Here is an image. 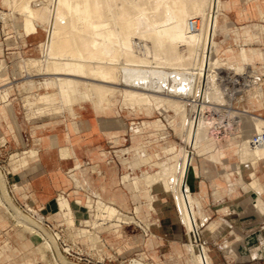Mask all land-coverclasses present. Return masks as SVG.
<instances>
[{
    "label": "bare ground",
    "instance_id": "obj_1",
    "mask_svg": "<svg viewBox=\"0 0 264 264\" xmlns=\"http://www.w3.org/2000/svg\"><path fill=\"white\" fill-rule=\"evenodd\" d=\"M40 1H42L41 5L45 7L43 8L46 9V14L48 13L46 22H41L39 15L38 18L35 15L34 10L36 7L34 5L35 2L32 0H0V19L3 22V26L7 24V21H10L15 29L18 26L19 28L21 27L26 35L42 36L39 44L41 57H35L34 61L32 58H22V63H20L26 69L28 77L41 75L38 78L27 77L24 82L22 81L18 84L17 87L23 90L24 87L35 86L37 92L34 94L28 93L25 97L36 95L35 100L38 99L47 103L54 100L56 94L61 93L66 95L69 101H75L77 100L76 94L80 93L81 97H84L85 100L93 104L95 109L99 110L100 107L105 106V103H112L116 92L121 91L122 96L125 99H129V101H126L130 105V102L133 101H136V103L138 101H152L151 103L155 107H159L162 103L178 112L180 111L182 116L179 134L182 137V141L186 145L191 144L193 148L188 150L184 144L177 146L175 153L172 154L169 160L156 163L158 166L157 171L145 174L143 177L148 182L162 181L164 187L166 186L169 189L174 187L175 203L178 205L182 223L187 231L185 236L191 238L194 236L195 230L199 229V222L196 216V212L199 210V203L191 190V180L195 173L196 165L193 161V156L196 154L203 156L200 151L194 152L193 150L205 139H207L204 144L206 148L214 149L216 153H213L208 158L203 157L201 168H207L203 167L205 166L204 160L217 162L224 169L223 178L229 181V172L232 169L225 168L223 160L231 159L235 155L238 173L240 175L246 173L252 177L254 186L249 193V195H253L251 201L262 214L264 213L262 192L264 184L255 178L257 166L261 161H264V144L253 146L249 144L248 137L243 135L238 140L228 139L226 144L222 145L219 142L220 137L218 135L220 133L218 128L221 126L217 128L218 130H213L209 124L211 118L213 119L214 117L207 113L215 105V107H225L223 110L228 117L229 115L249 116L252 121L253 132L264 131V117L261 114L253 113V111H256L253 105L246 106L243 104L241 108L228 105L229 109L227 110L228 106H225L224 102L221 103L222 100H231L232 96H225L223 93L220 83L222 77L219 71L220 66L222 64L233 66L235 67L233 69L241 71L240 74L243 76H254V78L260 80L264 76L263 72L260 74H249L251 71L248 70V72L247 68L255 58L263 56L264 49L237 46L236 49L232 48L233 55L231 59L226 57L225 54L222 57H216L215 50L219 43L217 36L218 17L221 11L220 0H143L144 3L141 2L142 0H122L123 4L127 3V6L132 7L127 12L126 9L128 7L125 5L127 8L122 7L123 11L121 7H119L120 9L117 8L119 0ZM256 1L259 2L260 0ZM37 3L36 5H38ZM232 4H235L234 0L223 2V8L230 7ZM260 4L264 7V0ZM39 7L40 4L37 9ZM38 11H40V8ZM41 12L40 14H43ZM256 15L264 18L263 10L259 9L256 11ZM190 18H196L198 21L199 29L195 32L187 30V23ZM16 20L18 21V26L16 25ZM65 22L66 24L63 25ZM258 26H261L260 29L262 31H257ZM253 28L257 31L256 33H250V31L243 29L241 36L235 30L234 32L237 34H235L233 42L238 44L239 39L242 38H244V42L261 40L260 33L264 34V25L254 24ZM81 30H83V33L84 30L87 31L89 35L82 36ZM66 31L69 34L66 39H62L66 35ZM78 35L81 38L83 37V41L85 37L87 38L85 40V42L87 41L86 45L81 43L82 39H80L79 46ZM146 40H150V43ZM81 45L85 46L81 47ZM177 50H179L178 52L185 50L187 54L180 55ZM197 53L199 54L197 55ZM94 54L98 57H93ZM168 58L173 60V62L171 60L172 64L169 66L166 64V66H163V63L162 65L154 63L156 60L159 61V59H161L159 62L169 61ZM38 64H42V66L37 70L36 65ZM29 65L30 69L35 66L37 73H30L31 70L29 71V67H27ZM158 69L174 70L179 73L193 75L194 84L191 97L187 98L179 94L159 91L151 84L142 82L151 81L152 78L161 76V72ZM112 77L117 80L123 78L125 81L130 82V85H124L129 88L125 87L126 89H123L116 86L118 83H110ZM7 80V74L0 72V83L4 82L2 86L0 85V99L2 101L8 97L9 86L6 84ZM81 81L84 82V85L81 84ZM251 87L256 88L257 92L253 94L251 91L253 95L251 97L248 95L249 97L246 99L249 101L259 99L264 102L260 97V94L264 93L262 88L257 83H250ZM248 90L244 89L243 93L246 94ZM130 99L133 101H130ZM125 102L123 104H126ZM216 109L220 110L219 107ZM194 113L195 117L193 118ZM226 125L229 126V122ZM68 154L66 150L61 152L62 157H66ZM132 166L134 167V163ZM240 182L243 188L244 185L251 183L245 181L242 176H240ZM173 183L175 186H173ZM76 186H80L78 181H76ZM85 190L90 189L87 188ZM147 202L148 206H150V201L148 200ZM7 205L1 194L0 208L2 206L5 210L10 211ZM97 208L100 214L98 216L102 217L93 222L92 228L76 226L68 228L74 241L80 240L85 244L95 242L96 234L94 230L102 225L104 220L117 223L106 231L107 237L111 238L112 241L123 237L124 228L131 224L142 229L144 235L147 233V229L145 228V230L143 227L145 226L144 223L135 219L131 214L111 206L110 203L105 202L100 196L97 197ZM27 209L25 210L24 208L23 211L29 216L40 223L45 222L41 216L35 215L36 212L32 213L33 211L29 212L30 209ZM103 211L105 212L104 215L101 214ZM9 213L13 214L11 211ZM12 216L15 219L14 224L16 226L25 227L40 237V243L35 248L40 258L45 255L44 250H46L50 254L52 264L53 262L55 264H67L62 255L57 252L55 242L53 244L38 228L25 221L18 214ZM0 223L4 224L3 217H0ZM51 229V234L54 241H56L57 238H60V232L56 229ZM77 243L79 244V242ZM3 246L6 249L9 244ZM73 246L67 244L64 250L69 251ZM187 249L191 256V264H211L208 249L204 244L201 247L191 241L187 245ZM92 251L97 258H103L106 255L102 246H97ZM42 259L47 260L44 257ZM137 260L141 261V263ZM137 260H134L132 264H145L141 257L137 258ZM46 263L51 264V262Z\"/></svg>",
    "mask_w": 264,
    "mask_h": 264
},
{
    "label": "crops",
    "instance_id": "obj_2",
    "mask_svg": "<svg viewBox=\"0 0 264 264\" xmlns=\"http://www.w3.org/2000/svg\"><path fill=\"white\" fill-rule=\"evenodd\" d=\"M261 1L253 5L254 12L248 16L241 17L232 8L234 9V22L238 24L248 21L260 23V19L264 18L258 17L256 11L262 9L264 12V7L260 4ZM21 34L18 36L17 32H13L7 36L0 28V68L6 72L8 76L6 84L9 86L8 97L4 101L0 99V135L7 137V141L12 143L14 148H34L35 150L29 151V155L33 160H37H31L28 166L18 169L15 173L11 172L10 179L13 184L17 183L20 191L15 192L18 203L26 208L30 206L36 212H38L37 209L52 210L56 206L57 212L54 215L58 216L63 224L68 223L64 224L66 229L70 226L92 228L95 215H99L98 196L123 212L126 211L122 210L118 204L122 208L128 209L127 213L143 222L137 218L138 209L144 207L145 204L148 205V202L143 201L144 205L142 202L138 205L137 202L147 197L140 193L148 190L150 201L148 209L153 212L159 211V208L152 206L155 196L161 200L159 206L162 213L161 218L151 221L148 230L152 225L171 230V236L175 241L176 233L181 229L186 231L182 220H180V210L175 203L173 195L175 191L172 187L171 189L164 187L162 181L148 182L143 177L145 174L157 171L156 163L162 162L168 152L166 144L159 142L156 145L159 149H156L148 144L138 145L134 142L135 135L142 133L140 130L143 128L142 125L145 123L148 125L149 122L143 119L139 120L140 116L133 109L122 110L119 108L116 110L113 108L105 114V112L95 109L92 103L84 100V97L79 101L80 93L76 94L77 100L75 101H69L67 96L61 93L56 94L54 100L47 103L34 100L35 98L32 99V96L25 97L31 91L24 93V91L18 90L17 85L28 76L23 70L22 77H14L12 74L16 64L14 60H20L25 55L33 54L34 44L40 51L39 43L42 36L26 35L22 32ZM260 36L261 41H257V43L263 46L264 34L260 33ZM8 42H11L12 45L7 46ZM238 46L247 48L244 41ZM259 48L264 49V46ZM0 85L2 86L3 83ZM260 87L264 88V86ZM245 97L243 92L238 93L234 100L251 103ZM65 102L71 106L65 107ZM260 102L264 103L259 99L256 101V103ZM5 110L11 111L9 122L3 119ZM60 113L63 114L60 122L52 121L51 124L43 126L47 123L48 116ZM155 114V122L159 126L164 128L169 125V111L159 112L156 109ZM9 125L12 130L9 129ZM135 126L138 128L134 133L133 127ZM64 150L69 153L66 157L61 156V152ZM153 150H158V152L153 153L156 160L151 162L150 154L148 156L144 152L148 153ZM199 157L202 156L197 154L193 156L198 173L195 176L193 174L191 190L198 199L199 210L196 212V216L199 227L204 233L202 240L208 249L211 264H264V232L261 229L264 213L262 214L254 205L253 209L242 205L240 198L235 200L234 206L224 210L223 206L226 204L227 196L222 195L221 190L212 186L215 182L225 183L224 169L221 164L210 160H204L205 166L203 167L207 168L202 169L203 158L199 159ZM231 168L229 177L232 174L231 176L235 179L242 176L245 181H252V177L248 174L240 175L237 172V165H231ZM255 176L264 184V161H261L257 166ZM76 181L80 186H76ZM87 188L90 190L85 192L84 190ZM169 190L170 192H168ZM223 190L225 191V189ZM60 191H64L66 196L56 197ZM262 192L264 199V188ZM104 197L108 200H105ZM110 200H113L117 205L112 201L109 202ZM80 208H85L87 212H90V217L80 219ZM67 213L73 214L74 218H67L65 216ZM101 214L104 215L105 212L103 211ZM44 221L51 227L49 222ZM112 222L104 220L103 224ZM116 224V222L113 223V225ZM142 236H145L143 232ZM120 239L122 237L114 239L113 244L120 242ZM187 239L189 242L193 241V237ZM4 243L9 244V248L5 249L3 245L0 246V258L7 252L10 253V249H12V245L8 241ZM85 251L97 259L93 251L87 249ZM137 254L144 261H149L152 264L148 258L142 255L143 253ZM190 260L191 256L188 252L186 263L191 264Z\"/></svg>",
    "mask_w": 264,
    "mask_h": 264
},
{
    "label": "rangeland",
    "instance_id": "obj_3",
    "mask_svg": "<svg viewBox=\"0 0 264 264\" xmlns=\"http://www.w3.org/2000/svg\"><path fill=\"white\" fill-rule=\"evenodd\" d=\"M32 1L35 2L34 3V5L36 7V9L34 10L35 15H37V18L39 15V17L41 18L39 20L40 21L42 20L41 22H43V21L46 22L45 20L47 19L48 13L46 14V9H44L45 7L41 5L42 1H40V0H38V1L32 0ZM223 1L226 3V2H231L232 0H220V10L221 11H220V15L218 17V23H219L218 32L219 33L217 36V40L219 41V43L217 44V47L215 50V55H216V57L219 58L225 54L226 57L231 59L232 55H233V49H236L237 46L242 44V42L244 41V38H242V39H239L238 45L236 43H234L233 42V37L235 36L234 31L236 30V32H238L240 36L242 34L243 29L250 31V33H254V32L256 33L258 30L262 31L260 29L261 26H258L259 28L257 27V31L253 28V26H254V24H256V25L257 24L258 25L263 24L264 25V19H260L261 20L260 23H256L254 21H248V22L239 23V24L235 23L233 20L234 9L236 10V12L239 15H241V17L242 16H248L254 12L253 4L257 1L256 0H251V1L250 0H236L235 4H232L230 7H226V8L222 9ZM141 2L144 3L143 0ZM36 3L38 5H36ZM123 3L124 2L122 0H119V3L117 2V6H118L117 8L120 9L119 7H121L122 11H123V8L128 5L127 3L126 4H123ZM39 4H40V7H39L40 11H38L39 8L37 9ZM127 7H125V8H127L126 12L132 8L131 6H127ZM117 8H116V10H117ZM232 8H234V9H232ZM41 9H42V12L44 15L40 14ZM44 16H46V17H44ZM16 22H17L16 25L18 26V21L16 20ZM65 24H66V22L63 25H65ZM0 28H2L3 32H5L7 36L12 34L13 32H17L18 36L22 35L21 32L23 33V29L21 27L19 28V26H18V28L15 29L10 21H7V24L4 26H3V22L1 21L0 22ZM82 31L83 30H81L80 32H82ZM63 32H65V31H63ZM63 32H62V34H63ZM68 34L69 33H67V31H66V35L64 34L65 38L63 37L62 39H66V36ZM81 34H83L82 36H84L86 34L89 35L88 32L85 30H84V33L82 32ZM39 36H41V35H39ZM78 37L79 38H77V40L79 39L78 40L79 46H80L79 41L81 42L80 39H82L81 43L85 44L87 42V41L85 42V40L87 39L86 37H85L84 41H83V37L81 38V36H79V35H78ZM258 41H261V40H258ZM147 42L150 43V40ZM11 45H12L11 42L7 43V46H11ZM85 45H81V47H83ZM34 46H35L34 53L25 55V56H23L24 58H32V60L34 61L35 57L36 58L41 57L42 54H40V51L37 50L36 44H34ZM263 46L258 44L257 41H255V40H248L246 42L247 48H257V47H263ZM178 51L179 50H177V52ZM182 51H184V52H182ZM182 51H180L178 53H180V55H186L187 54V52L185 50H182ZM198 54L199 53H197V55ZM90 56H92V55H90ZM93 57H98V56L97 55L95 56V54H94ZM168 59H169V61H165V62H159V61H161V59H159V61L156 60L154 63H156L158 65H160V64L162 65V63H163V66L165 64L167 66H169L170 64H172L173 60L171 59L172 60V62H171L170 58H168ZM14 62L16 64L14 65V72H12V74H14V77H18V76L22 77L23 76L22 71L24 70L26 72V69L20 64V63H22V59L14 60ZM217 65L219 66V64H217ZM40 66H42V64L36 65V69L38 70L40 68ZM27 67H29V71L31 70L30 73L36 72V69L34 68L35 66H33V68L31 67V69H30V65ZM233 68H235V67L222 64V66H220L219 71H220V73L222 72V74H240L241 71L233 69ZM248 70L251 72H249ZM247 71L249 72V74H251V73L252 74H254V73L260 74L262 72L264 73V56H263V58H255L252 61V63L250 65H248ZM0 72H4V71L1 69ZM4 73H6V72H4ZM38 77H41V75H32L28 78H38ZM251 77L252 78H250V79L253 80V84L257 83V85H259V86H264V76H262L260 80H257L256 78H254V76H251ZM112 78H111L110 83H118L116 86L122 87L123 89L129 88V87H126L124 85H130V82L125 81L123 78H120L119 80H117L115 77H112ZM82 81H81V84L84 85V82H82ZM22 84H24V83H22ZM17 88L20 91H24V93L27 91H31L30 93L34 94L35 92H37V90L35 89V86L24 87V90L19 88V87H17ZM83 89H84V87H83ZM262 90L264 92V88ZM251 91L254 94L255 92H257V89L253 88V87H251V88L249 87V90L245 94V96H246L245 98H248L249 96L251 97V95H253ZM24 93H23V95H25ZM36 97H37L36 95L32 96V99L36 98ZM78 97L80 98L79 101H81L82 100L81 95H78ZM122 97L123 96H122L121 91L116 92V94L114 95L113 102L110 104L105 103V106L100 107L99 111L102 110L103 112H105V114H107V112L109 110H112L113 108L116 110L119 108H122V110L130 108V109H133L138 114V116H140V118H138L139 120L143 119V120L148 121L149 122L148 125L146 123L144 125H142L143 128L140 129V130H142V133L135 135L136 139L134 140V142H136L138 145L148 144V145L152 146V148H155L159 142H164L166 144V148L168 149V152L166 153L165 157L163 158L164 162L169 160V158L172 156V154L175 153L176 147L179 145L184 144L186 146V149H188V150L193 148L191 146V144L186 145L182 141V137L179 134L180 127H181V116H182V113L180 111L178 112L169 106L163 105L162 103L160 104L159 107H157V106L155 107L153 105V103H151L152 101H150V102L149 101H146V102L142 101L144 103L138 101L136 103V101L134 102L133 100L130 99V101L134 102V104H133V102H130L131 103V105H130L129 102H127V101H129V99L128 98L125 99L124 97L123 98ZM260 97L262 98V100H264V93H262V95L260 94ZM250 101H251V103L250 102L249 103H243V102H239V101H235V100H227V101L222 100L221 103L224 102L225 106L229 105L231 107H236V108H241V106L243 104L246 106H252L253 105L254 108H256V112H253V113L261 114L264 117V103H262V102L256 103V101H257L256 99H254L253 101L252 100H250ZM123 102H125L126 104H123ZM226 103H227V105H226ZM64 104H65V107L71 106V105H68V102H65ZM106 105H108V106H106ZM229 106H228V108H226L227 110L229 109ZM217 107H219V106H217ZM219 108H220V110L219 109L218 110L217 109L212 110L213 113L211 115L214 118L213 119L211 118V120H210L211 123L209 122V124L213 130L214 129L220 130V133L218 135L220 137L219 142H221L222 145H225L227 140L231 139V138L238 140L243 135L247 136L248 138L250 137V135L253 132V128H252V121L249 118V116L229 115V117H228L226 115V112L223 110V109H225V107L221 106ZM156 109L159 112L169 111V115H170L169 116V125L162 128L161 126H159V124H157L155 122V119H156L155 110ZM65 113H66V111H65ZM3 115H4L3 119L8 120V122H9V118L11 116V111L5 110L3 112ZM61 116H63L62 113L48 116V118L46 119L47 123L44 124L43 126L51 124L52 121L53 122L54 121L60 122V120H62V118H63ZM227 122H229V126L226 125ZM212 123H213V127H212ZM219 126H221V127L218 128ZM9 129L12 130L10 125H9ZM133 132L134 133L137 132V129L135 127H133ZM140 136H142V137H140ZM0 137H1L0 138V167H1L0 168V180H1L2 190H3L6 198L8 195L9 198L12 199V201H14L13 198L16 196L15 192L16 191L20 192V191L18 189L17 183L13 184V181L10 179L11 172L15 173L18 169L25 168L26 166H28L29 162L31 160H33L29 155V151L35 150V149L34 148H31V149L14 148L12 143L7 141V137H4V135H0ZM13 137H14V135H13ZM206 142H207V139L203 140L202 142H200V144L198 146H196V149L193 150L194 152H196L198 150L203 155L202 157H199V159H202L203 157L208 158L213 153H216V151L214 149L210 150V149L206 148V146L204 145ZM156 149H159V148L156 147ZM228 150L231 151L230 148H228ZM25 151H27V152H25ZM155 152H158V150H153L152 152H148V153L144 152V153H146V155H148V156L150 154V156H151L150 160H151V162H154L156 160V158L154 157L153 153H155ZM123 153H125V152H123ZM227 160H229V161H227ZM33 161H37V160H33ZM223 162H224L223 166L225 168L232 169L231 165H237V158L234 155L231 157V159H224ZM237 172H238V166H237ZM197 173H198V169L195 165L194 176ZM231 175H230L229 181L228 180L226 181V179L224 178L225 183L215 182L212 184V186L215 189L221 190L222 195L227 196L226 204L223 206V209L228 210L229 207L234 206L236 203L235 200L237 198H240V202L242 205H245L248 208L253 209L254 208L253 203H251L253 195L252 194L249 195L250 191L252 190L251 188L254 186L252 184V181H250L251 182L250 184L244 185V188H243L242 184H240L241 183L240 177L235 179ZM160 185H162V184L160 183ZM173 186H175L174 183H173ZM173 189H174V187H173ZM223 189H225V191ZM141 190L142 189L140 188V191ZM168 192H170V191H168ZM140 194L147 196V197L145 199L138 200L137 204L142 202V205H144L143 201L149 200V197H148L149 191L147 190V191H144L143 193H140ZM0 195H1V190H0ZM81 200L83 201L84 199H81ZM105 200H108V199L105 198ZM110 201L115 203L113 200H110ZM160 202H161V200L157 199L154 196L152 203H153V206L155 208H159L158 212H153V211L149 210L148 205H146V204L144 207H139V209H138L139 213H138L137 218H139L141 221H143L141 223H144V225L146 226V227L145 226H143V227H144V229L146 228L148 231L147 236H142L141 229L139 227L131 224V225H128L127 227L124 228L123 237H122V239H120V242H118L117 244H113V241L111 240V238L107 237V235H106V233H107L106 231H108L110 228H112L114 226L113 223H115V222L100 225L97 228L98 230L97 229L94 230V233L96 234L95 242H89V244H85L80 240H76L77 242H79V244H78L76 241H74L72 239V236H70L71 232L68 229L69 227L66 229L64 226V224L67 225L68 223L63 224V222L60 220V218H58V216L54 215L57 212L56 206H55V208L53 207L52 210H49L48 208L42 209V210L37 209L38 212H36L30 206H28V207L30 209L29 212H31V211H33L32 213L36 212L35 215L41 216L43 218V220H46L47 222L50 223V225L53 229H56L57 231L60 232V239L59 240L56 239V241H54V242H55V246L57 247V252H59L60 255H62V257L67 261L68 264H73L76 261L72 260L69 256H66L65 253H63L62 241L63 242H66V241L72 242V244L77 246V247H80L82 244H84L82 246L85 247L87 250H90V251H92L97 246H102V249L104 250L106 255L103 258H97L96 257L97 260H99V263H97V264H132L134 262V260H137V258L139 259L141 257L139 254L136 255L137 253H143L142 255H144L145 258H148L149 260H151L152 264H187L186 260L188 258V251H187L186 246L189 243V240L185 236L184 229H181L180 232L176 233L177 235H176L175 241L173 240V238L171 236V230L162 229L161 226H157V225L150 226V229L148 230L151 221H156L158 218H161L162 213H161V207L159 206ZM118 206L122 210L129 212L128 209L122 208L119 204H118ZM24 208H25V210H28L26 208V206L23 207V209ZM10 211L13 214H10L9 213ZM10 211L5 210L4 207H2V206L0 208V217L4 218V224L0 223V246L5 245L6 244V243H4L5 241H8L12 245V249H10V253L7 252V254H5L3 257L0 258V264H29V263L47 264L46 262H51V264H52V261L50 260L51 258L49 256L50 254L48 251L44 250L45 255H43V257L47 258L48 261L46 259H42L43 257L40 258L39 254L36 252L35 248L40 243V237L38 235H35L34 233L30 232L25 227L16 226L14 224L15 219H13V216H12L14 214L16 215V213H14L11 209H10ZM79 212H81V214H79L80 219H85V218L90 217V212H87L85 208H80ZM141 213H143V214L141 215ZM61 215H63V214H61ZM65 216L67 218H74L73 214H71V213H67V215H65ZM101 217L102 216L95 215V220H96V218L100 219ZM25 221H27V220H25ZM146 222H148V223H146ZM82 227L87 228V226H82ZM59 228H61V229L59 230ZM91 231H93V230H91ZM200 233H201V235L204 234L202 229H200ZM53 240H54V238H53ZM204 245H206V244H204ZM137 256H139V257H137ZM137 261H139V260H137ZM139 262L141 263V261H139ZM144 263L150 264L149 261L148 262L145 261ZM53 264H55V263L53 262Z\"/></svg>",
    "mask_w": 264,
    "mask_h": 264
},
{
    "label": "built area",
    "instance_id": "obj_4",
    "mask_svg": "<svg viewBox=\"0 0 264 264\" xmlns=\"http://www.w3.org/2000/svg\"><path fill=\"white\" fill-rule=\"evenodd\" d=\"M0 10H1V6H0ZM1 22V19H0ZM199 29V25H198V21L196 18H190L188 20L187 23V30L189 32H195ZM220 75L222 76L220 79V83L223 89V93L225 96H232L231 100L235 99L236 94L238 93H242L245 90L249 89L250 87V83H253V80L250 79L252 77H249L248 75L243 76L242 74L238 75V74H222V72L220 73ZM239 90V92H238ZM191 96H188L187 98H190ZM192 101L193 98H191ZM198 100V98H197ZM198 102V101H196ZM221 107V106H219ZM216 109L215 105H213V107L208 111V113L212 114L213 111ZM212 111V112H211ZM207 113V114H208ZM195 117V113L193 114V118ZM135 128L137 129L138 127L135 126ZM249 144L253 145V146H260L264 144V131L262 132H253L250 137L248 138ZM85 186H87L86 183H84ZM86 192V190H84ZM66 196V193L64 191H60L57 194V197L59 196ZM14 202L23 210V206H21L18 201L16 200V198H13ZM49 230L52 231L51 227L44 222L43 223ZM261 229L264 232V220L262 221L261 224ZM50 231V232H51ZM142 231V229H141ZM147 235V233H145V236ZM193 241L200 245L202 247V245L204 244L203 240H202V235L200 233V227L199 229L195 230V234H193ZM60 238H57V240H59ZM62 251L63 253H65L66 256H69L72 260L78 262V263H83V264H97L99 263V260L95 259L94 257H92L89 253H87L85 251L86 248H84L83 246L77 247V246H73L72 242H63L62 241ZM70 244L73 247H71V249L69 251H65L64 247ZM90 251V250H88Z\"/></svg>",
    "mask_w": 264,
    "mask_h": 264
},
{
    "label": "water",
    "instance_id": "obj_5",
    "mask_svg": "<svg viewBox=\"0 0 264 264\" xmlns=\"http://www.w3.org/2000/svg\"><path fill=\"white\" fill-rule=\"evenodd\" d=\"M159 72H161V76H156L152 78L151 81L147 80L146 82L142 81L143 83H149L153 87H155L156 90L179 94L185 97H188L192 93L193 84H194V77L191 74L186 73H179L174 70H163L158 69ZM0 190L3 198L6 200L9 208L19 216H21L23 219L27 220V222H30L33 224L36 228H38L47 238L54 244L53 236L50 232V230L43 224L29 216L25 211H23L12 199L9 198V196L4 195V192L2 190L1 180H0ZM64 261L67 263V261L64 259ZM68 264V263H67ZM73 264H83L75 262Z\"/></svg>",
    "mask_w": 264,
    "mask_h": 264
}]
</instances>
